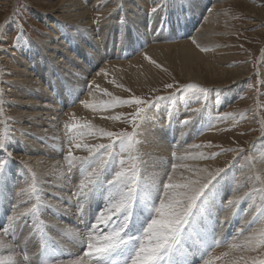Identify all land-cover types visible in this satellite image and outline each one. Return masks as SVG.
<instances>
[{
  "label": "rangeland",
  "instance_id": "1",
  "mask_svg": "<svg viewBox=\"0 0 264 264\" xmlns=\"http://www.w3.org/2000/svg\"><path fill=\"white\" fill-rule=\"evenodd\" d=\"M128 1L129 0H125L126 3H128ZM186 1L196 3L198 0ZM212 1L214 0H207L203 4L202 8L205 9V13H203L202 18L197 21V26L193 29V32H190L187 36L181 37L178 32H172L171 26H169L166 31L167 36L170 34L172 36L169 37V39L165 42L166 44H168V46L178 45L180 44L178 42L186 40L184 42L185 45L190 46L192 49L196 47L198 53L200 55L202 54V56H205L203 60L198 61L200 65L193 67L186 66V68H184L181 65L180 59L174 55L172 48H170L168 53L165 52L164 54H161L154 44V41L156 40H148L144 36L143 31H133L132 33H130V35H140L141 37L145 38H143L137 45H134L135 39H133V42L127 41V51H125L124 46L117 49V46L114 44L110 45V43L106 41H104V43H100L99 40H97L95 49H111V53L115 54L111 56V54L109 53L102 63L97 62L98 64L95 65L92 69L90 68L91 70L89 69L90 72H88L87 68L89 67V65L78 61V59H76V62H74L76 64L75 66L81 67H74L77 70H69V68L71 67L68 66V68L64 66V68L61 67V69L57 71V59L61 61L63 57L58 54L56 55L58 56L57 59L52 58L51 51L47 50L52 47L50 46L52 45V43H55L58 40H62L64 42L68 40L66 38L63 39L62 37L66 32V29L59 31V33L55 32V22H58L59 20L62 21V17L64 15L62 7L63 5H61L63 3H61V0H0V25L3 26L2 28H0V101H2V103H0V108H2V111H0V129H8L6 149L4 150V152L11 154V158H17L19 160L17 162H22L20 158H24L27 156L36 157V155H33L34 153H25L23 151L22 147L25 145V138L20 135L21 131L19 129H22L21 125L25 122L23 121V119L17 120L16 116L10 115L9 112L11 111V108H13V106H8L10 104L17 105L14 95L16 91L18 93V90H20L19 87L21 83L17 75H15V70L17 71V73L22 70L23 62H21V59L18 58H21L22 50L26 49L28 46H31V48L36 49V51H34L35 55L41 53V56H44V58H36L37 62L41 61V63L39 65L37 64L35 68H32L33 73H31L32 75L30 76H33L35 70L41 71L39 69H43L45 66H49L51 71L48 72L47 70H43L42 73L40 72L41 75L44 76L46 72L47 74L52 73L54 75L50 83H52L53 79L55 80L56 77L61 83L63 82L60 92L58 91L54 94V96L67 93V91L69 92L68 89H76V94L68 100L65 99L63 105L57 108L56 113L60 117V120L63 121V123L66 119L68 121L74 119L73 111L76 107H84V101L82 100V96L84 94L83 89H81L80 85L76 81L88 83L94 73H97V71H99L103 63L108 64L104 66L105 71L103 73H107L108 66H111L112 64L115 65L119 61H122L119 62L120 66L121 63L127 64V67H125L126 69L121 66V70H132V72L134 70L144 71L145 74H142L143 80L140 83L132 80L129 81L126 76H123V79L122 76H117V78L116 76H112L113 79L109 78V81H111V83L108 81L106 82L107 84L102 85V87L101 85L97 86V89L100 90L101 93L105 92L104 100L105 102L107 101L106 104H109V106H111L113 110H117L116 113L114 112V115H112L111 117L113 118L118 115L121 116L119 120L116 119L117 127H112L110 131L119 132L123 130L128 132L129 134L134 136V145L139 142V133H141L142 130L141 123L143 122V120L145 122V119H148L149 115L151 113H155L156 109H159V107L173 106L174 102L183 98V100L185 102H188L189 104H185V108L179 112V118H181V120L184 121L186 118L183 115L184 111L193 112L195 119L198 116L204 117L203 112L205 111V109L209 107L211 108V102L214 97L220 99L222 98L221 95H223V93H226L229 89L236 86H241L239 92H237L235 95H230L227 101L225 100L220 102L217 110L214 113L215 119L213 116L207 117L209 120H212L211 122L213 123V126H206L204 127L205 130L197 131L194 125L191 126L190 124H187L185 130L183 131L187 133L188 136H195V138L191 137L193 139H191L190 141L188 140V137L183 138L184 144L187 145L197 139L195 143L196 147L198 146V149L202 147L201 149L205 150V154L207 155L208 160H217V163H215L214 172L217 169H226V171L222 173V176H229V183L231 185H235L237 181L236 177L239 175V173L242 172L238 171L240 165H244L245 163L250 165L252 159L256 160L258 156L264 157V154L262 153L264 148V140L262 139V136H264V0ZM104 3L107 4L104 7L106 13L102 15V18L113 30L115 35H118L121 31V28L115 27V19L117 13L116 11L121 5V0H105ZM158 5L160 4H147L145 7H143V16L158 14V10L160 9ZM162 7L164 9L165 5H162ZM152 9L156 10L152 11ZM210 13L215 14H213L212 17L213 24L211 26H208L206 24V21L210 18ZM96 21L93 20L92 22L95 23ZM96 24L97 22L95 23V25ZM84 34L85 33H83V35ZM52 37L57 38V40L55 39L52 42ZM73 37V35L70 36L69 40H73ZM155 39L160 40L161 38ZM88 40L90 41L89 36ZM195 42L198 43L197 46L195 45ZM161 43L164 42L161 41ZM70 55H74V53H71ZM90 58L92 59L94 57H92L91 55ZM67 60H69V57H67ZM69 72L71 74H69ZM4 79L6 80V82ZM66 79L68 80L66 81ZM72 79L74 81H72ZM13 80L16 82H13ZM168 84H171L172 87H165V85ZM189 84L198 85L200 88H205L208 91L200 92L198 89H189L186 87ZM47 85L48 84L45 83L43 87H46ZM9 88L10 90H8ZM3 94L5 95L3 96ZM10 94L13 96H11ZM176 96L178 98L175 99ZM136 97H139L146 103L136 105L134 103V98ZM159 97H163V99H158ZM116 98L120 99L117 100ZM99 106H103V104L101 103L99 104ZM90 107H93V105H90ZM137 107L145 108L146 111L143 114L145 118L143 120H138L136 124H133L131 116L129 114L134 113ZM7 113L8 115H6ZM191 116L193 117L192 114ZM8 120L10 122H8ZM67 120L65 122H67ZM16 122L19 124V126H17ZM175 124L176 123H174V125ZM65 125V123L62 124L64 128H66ZM26 126H28V124H25V127ZM166 127H168V124ZM42 129L45 130L47 129V127H43ZM12 132L14 133V135L12 134ZM19 135L21 136V138ZM13 140L17 145L19 144V148L13 149ZM109 142L110 141L108 139L106 140L105 144ZM39 145L43 144L38 143L37 146ZM27 147L31 151L34 150L30 145H27ZM182 147L184 148V146H181L179 147V149H182ZM174 150H176V148L173 149V151ZM210 151L213 153H210ZM2 152L3 151H0V162H4L5 164L9 163V155L2 156ZM209 153L210 155H212L210 156ZM62 154L63 151L61 153V157L64 158ZM101 154L105 155V152L102 151ZM181 156L183 155L181 154L180 156H178V160L172 159L171 162L169 161V167L177 165L179 162H181V160L185 161L186 158L191 159L195 156V154H191L189 155V157L187 155H184L185 159ZM170 158H172V156ZM218 160L221 162H219ZM57 161L58 159L54 160V162ZM63 162L64 165L68 163L67 161ZM218 163L220 164L218 165ZM258 163L259 165H262L264 163V160L262 163H260L259 161ZM11 165H13L14 167L18 166L16 163H13ZM169 167H167L166 170L163 171L164 176L162 177L165 181L168 180V175L170 174V171H168ZM79 168L80 167H77V169ZM20 169L23 171L22 165ZM145 169L146 164L143 166V169L142 167L137 166V173L139 175L140 181L142 180V175L144 177ZM31 172L37 174L39 171L37 169H33ZM11 173H13L12 169ZM260 173L262 174V171L258 172V175ZM29 176L36 179V181H34L31 185H34L38 191L39 186L37 187L36 185L37 175L33 176L32 174H29ZM260 177L263 178L262 176ZM249 178L248 181H252L253 176ZM261 178L259 179L260 181L262 180ZM21 180V177H17V175H15L13 183L8 181L4 187L0 188V192H6L12 197V199H9V201L7 198L0 201V207L3 206L0 209V214L3 217V219L0 221V233H3L4 229H9L10 233H14V235L10 234L4 236L5 242L11 243L10 240L8 241V239H12L16 235V239L18 241H16L14 245H16V251L18 252L17 257H19L22 256L23 251V249L19 248L20 242L25 240V238H27L26 240L35 239L36 241L33 243V246L35 248V256L37 261L36 264H46L47 261H52V258L58 261H66L68 259H72L74 256H77L72 251L61 248L60 246L59 248L57 247L55 243L57 239L48 236L47 233L52 225H50V222H45V219H37L33 215H30L29 217L24 219L22 217L20 220L15 222L17 227H14L13 222L10 220L14 213L22 212L33 205L32 204L30 206L29 204L31 203L30 201H28V203L23 207V199H21L20 197L19 203L17 202L15 196V194L19 195L20 190H18L17 193H13L7 190L8 186H16V184L18 185V182ZM77 182H80V180L78 179ZM140 183L142 184V181ZM29 186L30 184L28 185V187ZM76 191H73V194ZM21 193L22 192H20V194ZM23 193L28 195L32 194L26 191H23ZM223 193L224 195H222L221 198L215 196L209 197L206 202L209 205L203 208V212L210 211V214H214V212L216 213L218 209H216V207H213V205L215 206L216 202L221 203L222 205H227L228 203L226 202V200L229 199V196L227 195L229 192L228 190H225ZM89 197H87V200ZM263 197L264 192H262L261 194H255L254 199L256 200H252L249 205L243 206V204L240 203L236 204L235 208L238 209V211L244 209L249 211L252 205H258L254 213H252L249 219L246 221L245 226L241 228L239 227V232H236L234 230L235 225L233 224V229H230L226 234L221 236L222 246L227 243L232 244L235 242H237L238 245H244L245 241L249 237H253V234L250 235V232H248V230L252 228L256 229L259 222H264ZM28 200L30 199L28 198ZM214 200L215 203H212L211 201ZM259 200L263 201L259 202ZM79 202L85 204V202L88 201L83 198V200ZM107 203L108 202L105 199L99 200L96 203L94 208L96 218L101 211L106 209ZM262 208L263 210H261ZM134 211L137 213V215H142L139 208L134 209ZM40 213L41 210L39 214ZM93 215L94 214H92L90 218H88L84 222L82 213L80 211V221H77L75 223L70 219L72 225H76L80 222V225L83 227V229L86 228V234L84 235V238H86L87 242L88 236H94L93 233L89 234V231H98V236L96 238L101 239L104 234L112 231L116 224V221L114 220L109 225H103L96 229H93L92 225L96 222V218H93ZM45 216H47V221L51 219H48V215ZM194 217L197 219L199 216L195 215ZM255 219H257L258 222L254 223ZM133 221H135V216L133 217ZM234 223L239 224L240 221H238L237 219ZM21 225L23 227H20ZM230 227H232V225H230ZM215 229V232H208L207 229L204 230L203 228H200L201 232L195 231L193 236H187L189 238H193V242L189 245V248H187V251L185 252H181V250L184 248V245L181 247L179 245L177 247V250L180 251V255L176 259V264L182 263L183 259L184 261H186V264H193L194 260H196L195 264H199L205 257L211 255L213 250L218 247L214 244L215 240L211 238H215L220 234L219 229H223V225L217 224L215 225ZM261 229L258 228V231L254 236L257 242L260 239ZM42 232H44L43 237H41ZM132 234L134 235V231L132 232ZM240 234H246L247 237L243 235L239 236ZM225 238L227 239L226 241ZM41 242L46 243L48 246L47 250L49 251V255L46 256L47 259H44L43 256H41V250L39 247ZM85 245L86 246L84 247V249H81L84 250V252H81L79 254V256L81 257H83L85 252L88 251L87 244ZM37 249H39V255ZM6 250L7 249L0 250V255L8 254V250ZM206 250L210 251L203 257L202 254ZM197 252L200 253L198 254ZM193 256L196 258L192 259ZM28 260H30V258Z\"/></svg>",
  "mask_w": 264,
  "mask_h": 264
},
{
  "label": "bare ground",
  "instance_id": "2",
  "mask_svg": "<svg viewBox=\"0 0 264 264\" xmlns=\"http://www.w3.org/2000/svg\"><path fill=\"white\" fill-rule=\"evenodd\" d=\"M61 1V3H63L61 5H63L62 7L64 15L62 17V21L59 20L58 22H55V32L59 33V31L66 29V32L62 37L63 39H68V42L58 40L55 43H52V45H50L52 46L50 49H47L51 51L52 58L57 59L58 56L56 55L58 54L63 57L61 61L57 59V71H59L61 67L64 68V66L71 67H68L69 70H77L74 68L76 67V64L74 62H76V59H78V61L89 65L87 71L90 72V70L95 65H97L99 62L102 63L109 53L111 54V56L115 54L111 53V49H95L97 40H99L100 43H104V41H106L110 43V45L114 44L117 46V49L122 48V46H124L125 51H127V41L133 42V39H135L134 45H137L145 37L148 40H156L154 41V44L159 50V52L161 54H164L165 52L168 53L170 48H172L174 55L180 59L181 65L184 68H186V66H198L200 65L198 61L203 60V58H205V56H202V54L200 55L198 53L196 47L192 49L190 46L185 45L184 42L186 40L181 41L182 43L178 42L180 43L178 45L170 46H168V44H166L165 42L169 39V37H172L171 34L168 36L166 34L167 28H169V26H171L172 32H178L181 37H185L190 32H193V29L197 26V21H199L200 18H202V14L205 13V9H203L202 6L207 0H198L196 3H191L186 0H129L128 3H126L125 0H121V5L116 11L117 13L115 19V27L121 28V31L118 35H115L113 30L102 18V15L106 13L104 7L107 4L104 3L105 0ZM151 3L160 4L158 5V7L160 8L158 10L159 13L156 15L151 14L149 16H143V7ZM162 5H165L164 9ZM213 14L215 13H210V18L206 21V24L208 26H211L213 24ZM93 20L97 22L96 25V22H92ZM133 31H143L145 37H141L140 35H130V33H132ZM83 33L85 34L83 35ZM72 35L74 36L73 40H69L70 36ZM88 36L90 41L88 40ZM155 38L161 39L158 40ZM55 39L57 40V38L52 37V42ZM161 41L164 43H161ZM197 44L198 43L195 42L196 46ZM34 51H36V49L31 48V46H28L26 49L21 51V58L17 57L18 59H21V62H23L22 70L18 73L15 70V75H17L21 85L19 87L20 90H18V93L16 91L14 95L17 105L10 104L8 106H13V108H11V111L9 112L10 115L16 116L17 120L23 119V121L25 122L21 125L22 129H19L21 132L18 130L21 133L20 135L25 138V145L22 147L23 151L25 153H34L33 155H36V157L27 156L28 159L27 157L20 158L22 162H17L19 161L17 158L10 157V162L5 164V171L3 175H0V188L4 187L8 181L13 183L15 175H17V177H21L22 180L18 182V185H10L8 186L7 190L13 193H17L18 190L22 192L21 194L19 192V195L15 194V196L17 202L19 203L20 197L21 199H23V207L28 203V201H30L31 203L29 204L30 206L32 204H37L38 212L33 216L37 219H45V222H50V225H52V227L49 228V230L47 231L48 236L57 239L55 243L58 248L60 246L61 248L72 251L75 255L79 256L81 252H84V250L81 249H84V247L86 246L85 244H87V240L86 238H84V235L86 234V228L83 229V227L80 225V222L76 225H72L70 219L73 220V222L75 223L77 221H80V211L82 213L84 222L88 218H90L92 214H94L93 218H96V214L94 213L95 205L99 200H106L107 193L97 191L94 195H91L88 200L87 198H84L86 201H88L85 202V204L79 202L83 200V197L78 198V193L80 192V182L85 179L87 172L91 171V167H89L88 164H84L79 169H77L78 166H74L72 167V170L69 171L68 163L64 165L63 161H67L66 155L70 146V140L72 145H74L76 142L89 144H105L108 138L106 136H102L99 132H96V134L92 136L85 134V136L81 138L79 136H76L75 134L69 133L68 129L64 128L62 124H68V122L77 123L81 125L91 124V126L95 129L103 128L108 131H110V129H112V127L114 126L117 127L116 119L111 117L112 115H114V112L116 113L117 110H113L111 106H109V104H106L107 101L105 102L104 100L105 92L101 93V91L97 89V86L101 85L102 87V85H106V82L109 81V78L113 79L112 76H116V78L117 76H122V79L123 76H126L129 81L132 80L140 83L143 80L142 74L145 73L142 70H134L133 72L132 70H121V66L123 68L127 67V64L121 63V66L119 65V62L122 61L117 62L115 65L112 64L111 66H108L107 73H103L105 71L104 66L108 65L103 63L99 71H97V73H94L88 83L76 81L80 85L81 89H83L84 94L82 96V100L84 101V107H76L73 111L74 119L69 121L66 119L67 122H65V120L63 123V121L60 120V117L56 113L57 108L63 105L65 99L68 100L69 98H72V96L76 94V89H68L69 92L67 91V93H64L63 95L60 94L54 96L55 93H57L58 91L60 92L63 82L61 83L56 77L55 80L53 79L52 83H50L54 75L52 73L47 74L46 72L44 76L41 75L43 70H47L48 72L51 71L49 66H45L43 69H39L41 71L35 70L33 76H30L32 75L31 73H33L32 68H35L37 64L39 65L41 63V61L37 62V59L39 57L44 58V56H41V53L35 55ZM71 53H74V55H70ZM91 55L94 58L91 59ZM67 57H69V60H67ZM69 74L71 73L69 72ZM67 80L68 79H66V81ZM72 81L74 80L72 79ZM13 82L16 81L13 80ZM109 82L111 83V81ZM45 83L48 85L46 87H43ZM240 89L241 86H236L234 88L229 89L226 93H223V95H221L222 98L217 99L216 97H214L211 102V108L209 107L203 112L204 117L198 116L195 119L194 113L191 111H184L183 115L186 117L185 119L191 118V122L189 124L191 126L194 125L197 131L205 130L204 127L213 126V123L211 122L212 120H209L207 117H214V113L217 110V107L220 102L225 100L227 101L230 95H235L237 92H239ZM8 90H10V88ZM4 95L5 94H3V96ZM176 98L178 97L176 96L175 99ZM101 103L103 104V106H99V104ZM185 104L188 105L189 103L185 102L183 98H181L180 100L174 102L173 106L159 107V109H156L155 113H151L148 119H145V122L143 120L144 124L143 122L141 123L142 130L141 133H139V142L134 145L133 150L131 152L132 156L138 157L136 161L138 167H142L143 169V166L146 164L144 177L142 175V184L140 183L141 190H143L145 194L149 196L150 199L154 200L157 205L159 203L158 197L162 195L159 189L162 188V183L168 182V180L165 181L162 176H164L163 171H165L166 168L169 167V161L171 162L172 159L178 160V156H180L181 154L183 155L181 157H184V155H187L189 157V155L195 154V156L191 159H185L184 157L185 161L181 160V162L176 165L175 169L171 166L168 168V171H170V174L173 177L174 183H182L187 178H195L194 172L196 168H199L201 170H207L206 172L201 171V176H206L209 172L213 173L215 169V163H217L216 159L208 160V157L205 154V150L201 149V145L200 149L196 147L195 143L197 139L187 145L184 144L183 138L188 137L189 141L195 138L194 135L188 136L187 133L183 132L187 125L181 123L183 120L179 118V112L185 108ZM90 105H93L94 108L90 107ZM191 114L193 115V117L191 116ZM6 115H8V113ZM77 121L80 122L78 123ZM8 122L10 121L8 120ZM174 123L176 124L174 125ZM25 124H28V126L25 127ZM167 124L168 127H166ZM17 126H19L18 123ZM43 127H47V129L44 130L42 129ZM12 134L14 135L13 132ZM262 139L264 140V136H262ZM38 143H42L43 145L37 146ZM27 145L32 146L34 150L31 151L29 149L30 147L28 146V148ZM12 146L14 147L13 149L20 147L19 144L17 145L15 141L12 143ZM181 146H184V148L182 147V149H179V147ZM175 148L176 150L173 151V149ZM62 151V156H64V158L61 157ZM72 151L74 155L79 157H85L88 155V151L84 148L76 149L73 146ZM170 151L173 153H171ZM2 153V156L8 155V153L4 151ZM201 153H203V157L200 156ZM210 153L213 152L210 151ZM262 153L264 154V148ZM100 156H103L105 160L102 180L104 181L106 188L107 181L112 179L115 171L120 170V160L122 158L125 160V167H127V165L131 163V161L128 160L129 152L126 151L125 148L121 147L119 144L115 145L112 149L108 150L105 155L100 153ZM171 156L172 158H170ZM263 158L264 157L262 156H258L256 160H253L251 158L252 160L250 165L247 163H245L244 165H240L238 171L242 172L239 173V175L237 174L238 176L236 177L237 181L235 185H231L229 183L230 177L224 175L223 177L225 178L221 179L219 184H217L216 186L214 196L221 198L222 195H224L223 192L225 190H228L229 193L227 195L229 196V199L226 200L227 203L229 200H236L237 203L243 204V206H245L249 205L252 200H256L254 199L255 194H261L262 192H264V163L262 165H259L258 163V161L262 163L264 160ZM55 159H58V161L54 162ZM97 159H99V157H97ZM13 163H16L18 166L14 167L13 165H11ZM185 164L192 166L191 170L181 167ZM219 164L220 163H218V165ZM21 165L23 166V171L20 169ZM11 169L13 170V173H11ZM33 169H37L39 172L37 174H34L33 172H31ZM260 171H262V174L260 173L258 175V172ZM29 174H32L33 176L37 175L38 183L36 182V185L37 187H39L38 191L36 188L35 194L28 195L23 193L22 190L28 188L29 184L31 185L34 181H36V179L29 176ZM251 176H253L252 181H248V178ZM260 176H262L263 178H261ZM257 177H260L262 180L260 181V178L257 179ZM78 179L80 180V182H77ZM73 191L76 192L73 194ZM5 198H7L8 201L9 199H12V197L8 193L0 192V201ZM28 198L30 200H28ZM263 200H259V202ZM211 202L215 203V200ZM237 203H234L232 205H222L221 203L216 202L215 206L213 205V207H216V209L218 210L216 213L214 212V214H210V211L203 212V208L209 205L205 203L201 207L200 212L195 214L199 217L196 219L194 215L192 218H190L189 223L184 225V231L179 244L180 247L184 245V248L181 250V252L187 251V248H189V245L193 242V238H189L187 236H193L195 231L201 232L200 228H203L204 230L207 229L208 232H215V225L222 224L223 229H219L220 234L216 236L215 233L216 237L211 238L215 240L214 244L218 247L213 250L211 255L205 257L199 264H205V261L208 259H213V264H226L227 258L225 257H221L220 259H214L215 257H220L221 253L223 252H228L230 257L234 255H239V248L229 247L230 245H238V243H227L222 246L221 236L226 234L230 229H233V224L235 225L234 230L236 232H239L240 228L245 226L246 221L249 219L250 215L254 213L258 204L252 205L249 211H247L246 209L238 211V209L235 208ZM2 207L3 206H1L0 209ZM40 210L41 213L39 214ZM261 210H263V208ZM45 215H48V219H51L47 221V216ZM2 219L3 217L0 214V221ZM237 219L238 221H240L239 224L234 223ZM255 222H258V220L255 219L254 223ZM260 223L261 222L258 223V227L256 229L252 228L248 230V232H250V235L253 234V237H251L255 242L252 247H256V250H247L244 253L247 256L264 257V247H257L259 241L257 242L254 237V234L257 233L258 228H264V222L261 224ZM230 225H232V227H230ZM92 233L94 234V236L92 237L96 238L98 236V231H89V234ZM137 234L138 233L134 231V235ZM242 235L247 237L246 234H240L239 236ZM16 238L17 237L15 235L12 239H8V241L10 240V242L14 244L16 243V241H18ZM26 239L27 238L20 242L19 248L23 249V251L22 256H19L17 258L23 259V257L26 255L27 260L24 262L25 264H36L37 261L35 256V248L33 246V243L36 240ZM197 253L199 254L200 252ZM179 255L180 251L177 250L172 257V259L175 261V264L176 259L179 257ZM77 256H74L73 258ZM29 258L30 260H28ZM195 258L196 257L193 256L192 259ZM52 259L54 260V258ZM180 264H186V261H184L183 259L182 263Z\"/></svg>",
  "mask_w": 264,
  "mask_h": 264
},
{
  "label": "snow or ice",
  "instance_id": "3",
  "mask_svg": "<svg viewBox=\"0 0 264 264\" xmlns=\"http://www.w3.org/2000/svg\"><path fill=\"white\" fill-rule=\"evenodd\" d=\"M155 10L152 9V11ZM2 27L0 25V28ZM165 87L171 88L172 85L168 84ZM186 87L193 90L198 89L200 92L208 91L195 84H189ZM116 99L119 100L120 98ZM158 99H163V97ZM134 103L141 105L146 102L136 97L134 98ZM0 111H2V108H0ZM145 111V108L137 107L134 113L129 114L132 123L136 124L138 120H143ZM113 118L119 120L121 116L118 115ZM190 122L191 118H188L181 123L187 125ZM65 127L69 133L81 138L85 134L92 136L99 132L102 136H106L109 139L110 142L107 144L76 142L74 145H72L70 140L66 159L69 171L72 170L74 165L82 167L84 164H88L91 167V171L87 172L85 179L80 182L78 198H87L94 195L97 191L107 193L106 200L108 203L106 209L97 215L96 222L93 223L92 228L96 229L101 225H109L114 220L116 224L113 230L104 234L101 239L89 236L87 242L88 251L85 252L83 257L77 256L66 261L52 260L47 261L46 264H113L114 255L123 257L120 264H162L163 261H167L168 264H175L172 257L180 244L184 225L188 224L190 218L200 212L201 207L207 202L209 197H214L217 184H219L221 179L225 178L222 173L226 169H217L214 173L209 172L206 176H201V171L206 172L207 170L196 168L194 172L195 178H187L182 183H174L172 175L169 174L168 182L162 183V188L159 189L162 195L158 197L159 203L157 205L154 200L150 199L141 190L136 163L138 157L131 155L134 147L133 135L123 130L113 132L103 128L95 129L91 124L69 123ZM7 132V128L0 129V151L6 149ZM117 144L129 152L128 160L131 163L125 167V160L122 158L120 160V170L115 171L112 179L107 181V187L105 188V183L102 180L105 160L103 156H100V153L102 151L108 152L109 149H112ZM73 146L76 149H86L88 155L85 157L74 155ZM8 155L10 158L11 154ZM200 156L203 157V153ZM175 167L176 165H173L174 169ZM181 167L189 170L192 168V166L187 164ZM4 171L5 163L0 162V175H3ZM22 191L35 194L36 188L34 185H30ZM234 203H237V201H228L229 205ZM136 208L141 210L142 215H137L134 211ZM37 212L38 205L33 204L22 212L14 213L10 220L13 222L14 227H17L16 221L22 217L27 218L30 215H35ZM134 216L135 221H133ZM20 227L23 226L21 225ZM133 231L138 234L133 235ZM10 234L14 235V233H10L9 229H4V232L0 233V250H8V254L0 255V264H24L27 256L25 255L23 259H18L16 245L6 243L4 240V236ZM254 242L253 238L250 237L245 241L244 245H230V248H239L240 254L230 257L228 252H223L220 257H215L214 259L225 257L227 258L226 264H264V258L250 257L244 254L249 249L256 250V247H252ZM39 247L41 251H45L48 246L46 243L41 242ZM257 247H264V228L260 230V239ZM205 264H213V259L206 260Z\"/></svg>",
  "mask_w": 264,
  "mask_h": 264
}]
</instances>
